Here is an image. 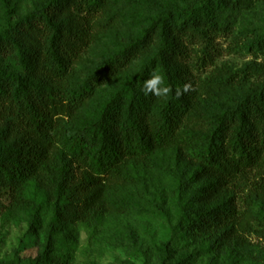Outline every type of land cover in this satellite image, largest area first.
Returning <instances> with one entry per match:
<instances>
[{
  "label": "trees",
  "instance_id": "trees-1",
  "mask_svg": "<svg viewBox=\"0 0 264 264\" xmlns=\"http://www.w3.org/2000/svg\"><path fill=\"white\" fill-rule=\"evenodd\" d=\"M230 1L189 0L181 6L169 5L136 38L77 82L67 78L69 66L92 44L90 20L100 9L99 1L51 0L42 12L8 25L0 32V124L4 133L20 135L26 145L11 156L0 153V185L16 189L32 177L45 178L54 197L57 222L63 216L98 220L105 211L95 200L100 188L75 175L71 169L74 162L97 184L113 187L135 178L138 160L174 147L187 158L190 168L176 181L180 191L196 186L198 180L215 177L209 189L243 192L255 202L256 187H264V85L200 120L187 115L189 104L177 95L181 84L193 85L200 78L192 69L198 72L212 65L221 54L214 44L222 30L217 14L231 11ZM63 9L66 14L72 12L74 32L63 31L56 23ZM20 32L32 34L34 51L23 46ZM152 42L155 51L140 71L106 96L89 120L73 123L75 115L91 102L96 88L122 72L131 55ZM244 46L264 49V29ZM29 56H33V64ZM173 61L184 65L175 71ZM35 71L63 82V87L42 88L31 78ZM152 72L161 74L170 87L166 96H146L142 91ZM216 80L221 86L230 85L228 76ZM28 201L36 203L33 198ZM236 212L230 201L196 210L191 216L187 210L182 224L188 231L221 239L232 229ZM52 252L53 260L46 256L32 262L17 258L12 264L66 263L64 252L56 246Z\"/></svg>",
  "mask_w": 264,
  "mask_h": 264
},
{
  "label": "rangeland",
  "instance_id": "rangeland-1",
  "mask_svg": "<svg viewBox=\"0 0 264 264\" xmlns=\"http://www.w3.org/2000/svg\"><path fill=\"white\" fill-rule=\"evenodd\" d=\"M50 1L0 0V32L8 25L43 11ZM97 1L100 9L90 20L92 44L69 66L67 78L75 82L89 75L109 54L136 38L166 7L181 6L189 0ZM229 3L231 11L217 14L222 30L214 37V44L221 49V54L212 65L198 72L191 70L200 78L189 85L188 91H184L186 84H181L179 95L189 104L187 115L199 120L264 85V49L244 46L255 35L262 34L264 0ZM64 10L56 23L63 31L74 32L72 12L66 14ZM19 39L27 50L36 49L31 33L20 32ZM154 51L153 42L136 50L122 72L96 88L91 102L72 122L89 120L99 103L129 76L138 73ZM29 59L33 64V56ZM177 62L171 64L175 71L179 65H184ZM185 63L188 66L187 60ZM219 76H228L230 85L217 84ZM31 78L47 90L63 87V82L38 71ZM2 127L0 124V153L11 156L21 152L26 145L23 138L4 133ZM178 153L174 147L154 151L136 162L134 179L113 187L97 184L94 177L74 162L73 173L88 178L100 188L95 200L105 211L98 220L63 216L57 222L53 216L54 197L45 178L32 177L16 189L0 185V264H12L17 258L32 262L42 256L53 260L55 246L67 255L65 264H264V187H256L255 202L243 192L209 189L215 177L198 180L196 186L180 191L176 181L190 168L187 158ZM28 198L36 203L31 204ZM228 201L237 212L232 229L223 238L215 240L210 233L188 231L182 224V214H187V210L191 216L196 210H208ZM69 211L73 213L72 209Z\"/></svg>",
  "mask_w": 264,
  "mask_h": 264
},
{
  "label": "clouds",
  "instance_id": "clouds-1",
  "mask_svg": "<svg viewBox=\"0 0 264 264\" xmlns=\"http://www.w3.org/2000/svg\"><path fill=\"white\" fill-rule=\"evenodd\" d=\"M189 85H184V91L189 90ZM142 91L147 96L149 94L157 96V97H163L166 96L170 91V87L165 85L164 79L161 74L157 72H152L149 77L144 80ZM179 90L177 91V95H179Z\"/></svg>",
  "mask_w": 264,
  "mask_h": 264
}]
</instances>
